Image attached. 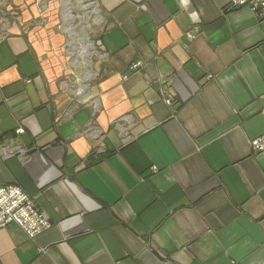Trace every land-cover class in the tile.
Returning <instances> with one entry per match:
<instances>
[{"label": "crops", "instance_id": "obj_1", "mask_svg": "<svg viewBox=\"0 0 264 264\" xmlns=\"http://www.w3.org/2000/svg\"><path fill=\"white\" fill-rule=\"evenodd\" d=\"M79 4L0 10V185L51 224L0 230V264H264V18Z\"/></svg>", "mask_w": 264, "mask_h": 264}, {"label": "built area", "instance_id": "obj_2", "mask_svg": "<svg viewBox=\"0 0 264 264\" xmlns=\"http://www.w3.org/2000/svg\"><path fill=\"white\" fill-rule=\"evenodd\" d=\"M233 9L249 7L264 18V0H228ZM193 38L192 35H189ZM264 103V96H263ZM264 116V108L262 112ZM24 132L23 130L19 131ZM254 152L264 151V135L251 141ZM11 223L18 224L32 240L50 228L49 222L34 207L32 200L15 185H0V229Z\"/></svg>", "mask_w": 264, "mask_h": 264}, {"label": "rangeland", "instance_id": "obj_3", "mask_svg": "<svg viewBox=\"0 0 264 264\" xmlns=\"http://www.w3.org/2000/svg\"><path fill=\"white\" fill-rule=\"evenodd\" d=\"M61 1V4H62V7H63V9H64V1H65V4L67 5V7H66V10H67V12L68 11H72V10H74V11H78L79 9L81 10V11H84L83 10V7L79 4V0H60ZM10 3V0H0V10H2V11H6L7 10V7H6V4H9ZM71 4H72V6H71ZM82 5H85L84 3L82 4ZM66 12V13H67ZM65 16H66V14H65ZM84 26H86V27H88V24H86V25H84ZM84 26H81V30L82 31H84ZM72 29H73V25H72ZM69 31H70V28H69ZM70 32H72V30L70 31ZM82 35H84L83 33H82ZM193 36V38H195L194 37V35H192ZM192 38V39H193ZM142 65H141V63H135L133 66H132V69L133 70H138V69H140V67H141ZM262 101H263V98H262ZM263 108H264V103H263ZM263 112V111H262ZM20 130H23L24 132H25V130L23 129V128H19V129H17L16 130V134L17 135H21V134H23L24 132H19ZM251 147H252V145H251ZM263 152V151H262ZM2 186H6V185H2ZM15 186H17V185H15ZM17 187H19V186H17ZM31 200H32V202H33V204H34V207L36 208V210L39 212V214H41L43 217H45L46 218V216L44 215V213L40 210V208L38 207V205L36 204V202L34 201V199L33 198H31L21 187H19ZM46 220L48 221V219L46 218ZM49 222V221H48ZM11 224H16V223H11ZM49 224H50V222H49ZM10 225V224H9ZM9 225H7L6 227H8ZM16 225H18V224H16ZM19 226V225H18ZM5 227V228H6ZM20 227V226H19ZM50 227H51V224H50ZM5 228H3V229H5ZM21 228V227H20ZM22 229V228H21ZM0 230H2V229H0ZM23 230V229H22ZM24 231V230H23ZM25 232V231H24ZM25 234H26V232H25ZM41 234V233H40ZM39 234V235H40ZM27 235V234H26ZM38 235V236H39ZM37 236V237H38ZM27 237H28V235H27ZM29 238V237H28ZM30 240H32L31 238H29ZM36 239V238H35ZM34 240V239H33Z\"/></svg>", "mask_w": 264, "mask_h": 264}, {"label": "bare ground", "instance_id": "obj_4", "mask_svg": "<svg viewBox=\"0 0 264 264\" xmlns=\"http://www.w3.org/2000/svg\"><path fill=\"white\" fill-rule=\"evenodd\" d=\"M68 19L72 20V13L70 11L67 12Z\"/></svg>", "mask_w": 264, "mask_h": 264}]
</instances>
